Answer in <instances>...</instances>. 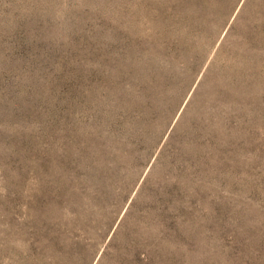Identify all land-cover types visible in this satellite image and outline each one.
Returning <instances> with one entry per match:
<instances>
[{"label":"rangeland","instance_id":"rangeland-1","mask_svg":"<svg viewBox=\"0 0 264 264\" xmlns=\"http://www.w3.org/2000/svg\"><path fill=\"white\" fill-rule=\"evenodd\" d=\"M0 264H264V0H0Z\"/></svg>","mask_w":264,"mask_h":264}]
</instances>
